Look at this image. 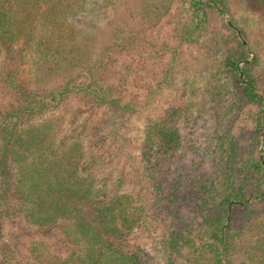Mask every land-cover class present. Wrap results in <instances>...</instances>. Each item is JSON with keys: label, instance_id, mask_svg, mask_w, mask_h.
I'll list each match as a JSON object with an SVG mask.
<instances>
[{"label": "trees", "instance_id": "obj_1", "mask_svg": "<svg viewBox=\"0 0 264 264\" xmlns=\"http://www.w3.org/2000/svg\"><path fill=\"white\" fill-rule=\"evenodd\" d=\"M171 1L162 0L163 14ZM177 1L186 15L172 29L173 44L155 43L144 17L128 34L106 39L93 59L82 42L93 32L91 17L82 11L86 0H0V84L16 96L13 106L0 111V218L27 238L31 259L149 264L129 241L147 227L143 198L150 189L153 208L168 224L166 264H264L259 58L231 18V0ZM243 1L252 10L264 8V0ZM100 3L101 12L115 9L111 0ZM214 16L229 20L209 33ZM182 46H197L204 66L215 69L219 83L211 102L222 101V111L185 105L149 120L139 144L138 174L114 173L102 139L85 144L63 132L54 111L69 98L90 99L123 115L137 111L135 101L125 100L124 82L111 81L116 57L134 55L136 67L152 74L156 87L149 86L150 98L172 81L170 65ZM164 53L170 64L156 78L152 61ZM12 56L17 67L6 71L3 65ZM248 106L256 107L255 136L243 145L234 126ZM55 232L58 249L39 238Z\"/></svg>", "mask_w": 264, "mask_h": 264}, {"label": "rangeland", "instance_id": "obj_2", "mask_svg": "<svg viewBox=\"0 0 264 264\" xmlns=\"http://www.w3.org/2000/svg\"><path fill=\"white\" fill-rule=\"evenodd\" d=\"M103 0H86V7L82 11L91 17L90 29H93L92 39H83L87 55L95 58L107 42L118 32L129 33L128 28L137 27L138 21L145 17V26L151 39L157 43L173 44L172 29L178 19H183L184 5L177 0L171 1L166 14H163L162 0H111V5L101 12ZM119 3V4H118ZM166 5V4H165ZM93 6V8H91ZM90 10H89V9ZM81 11V12H82ZM89 11V12H88ZM230 11L238 27L246 35V47L255 51L259 58V70L264 74V8L252 10L243 0H231ZM105 14V15H103ZM228 16H214L209 24V33L220 28L222 23L228 22ZM81 40V39H80ZM197 46H182L181 54L175 61H171L172 81L160 90L151 91L147 97L149 86L156 87V81L150 72L137 68L134 60L136 56L116 57L112 66L111 81L124 82L125 100L131 99L137 103V111L133 114H119L106 107L95 104L90 99L80 100L69 98L54 111L63 122V132H71L74 138L85 144L104 141L113 160L114 173L133 176L143 170V163L139 155V144L142 130L149 120L163 117L170 109L185 105L192 109L213 105L217 110L222 105L211 102L212 94L217 92L218 81L213 78L215 69L208 70L202 62ZM12 55V54H11ZM9 59L4 66L6 71L16 69L15 58ZM156 60V61H154ZM152 62L155 67V77H159L161 70L169 66L170 56L164 53L162 58ZM128 64H130L128 67ZM149 66V65H148ZM25 69L20 68L21 77H25ZM217 77V76H216ZM220 77V76H219ZM264 96V87L260 90ZM16 103L13 91L0 84V111L9 109ZM222 107V106H221ZM255 106H248L235 123L234 133L239 143L247 145L255 136L251 116L256 112ZM222 111V110H221ZM259 148H263L260 144ZM151 190L144 191L145 209L147 211L146 229L135 233L130 239V249L142 251L149 264H166L165 240L168 224L165 217L153 208ZM261 203V205H263ZM49 245L61 246V238L55 232L53 235L39 236ZM27 238L17 229L16 225L0 218V263L9 261L10 264H48L31 259L27 254Z\"/></svg>", "mask_w": 264, "mask_h": 264}]
</instances>
